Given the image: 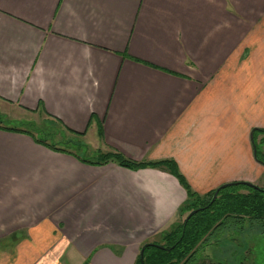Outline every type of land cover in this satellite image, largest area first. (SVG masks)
Wrapping results in <instances>:
<instances>
[{"label": "crops", "instance_id": "0c3cea01", "mask_svg": "<svg viewBox=\"0 0 264 264\" xmlns=\"http://www.w3.org/2000/svg\"><path fill=\"white\" fill-rule=\"evenodd\" d=\"M0 102L41 109L95 156L172 161L199 197L264 189L249 138L264 129V0H0ZM91 163L0 124V264H134L184 217L165 169Z\"/></svg>", "mask_w": 264, "mask_h": 264}, {"label": "trees", "instance_id": "16d2710c", "mask_svg": "<svg viewBox=\"0 0 264 264\" xmlns=\"http://www.w3.org/2000/svg\"><path fill=\"white\" fill-rule=\"evenodd\" d=\"M46 116L55 120L65 132L75 136L82 135L67 129L58 119L48 114ZM23 132L29 135L37 144L53 151L66 152L50 146L47 141L34 137L28 131ZM250 133L254 160L264 166V129H251ZM258 136H261V138L257 139ZM96 159L91 164L102 165L112 162L128 170L147 167L165 169L185 191L186 203L180 208L181 214H184L185 211L189 212L201 208V210H197L191 215L184 224L185 217L174 224L167 232L161 234L159 242L141 245V247L143 246L142 252L139 255L138 251L134 264H192L197 257L196 254L202 237L217 236L226 226L241 228V223L245 219L251 220L257 225L259 224V227L264 228V189L262 188L257 187L260 190H256L247 186L244 182H233L227 187L219 188L215 199L209 203L215 189L205 196L199 197L190 190L172 161L135 163L125 159L114 150L107 154H100Z\"/></svg>", "mask_w": 264, "mask_h": 264}, {"label": "rangeland", "instance_id": "374dc122", "mask_svg": "<svg viewBox=\"0 0 264 264\" xmlns=\"http://www.w3.org/2000/svg\"><path fill=\"white\" fill-rule=\"evenodd\" d=\"M0 124L21 131H28L34 137L47 141L52 147H60L62 150L75 153L88 161L97 160L98 155L95 156L96 146L91 139L83 138V135L75 136L65 132L55 120L46 116L41 109L19 110L0 102ZM105 152L104 154H107L111 151L106 149ZM187 212L185 211L184 217ZM240 227L226 226L217 236L202 237L199 242L197 257L192 264H264V228L247 219L241 223ZM30 264L89 263L86 261H66L62 258L57 262L39 260Z\"/></svg>", "mask_w": 264, "mask_h": 264}, {"label": "water", "instance_id": "95a60500", "mask_svg": "<svg viewBox=\"0 0 264 264\" xmlns=\"http://www.w3.org/2000/svg\"><path fill=\"white\" fill-rule=\"evenodd\" d=\"M249 138H250V140H251V133H250V135H249ZM253 153H254V151L252 150V156H253ZM253 158H254V157H253ZM230 184H231V183L223 184V185H221L220 187L216 188V189L214 190V192L212 193V196H211V198H210L209 203H211V202L215 199V197H216V195H217V192H218L219 188L227 187V186H229ZM244 184H246V185L249 186V187H252L253 189L260 190V189L257 188L256 186L251 185V184H249V183H244ZM197 210H201V208H199V209H194V210H191L190 212H188L187 215H186L185 218H184L183 224L187 221V219H188L191 215H193L195 212H197ZM157 247L160 248L159 246H157ZM142 249H143V246H142V247L140 248V250H139V255L141 254Z\"/></svg>", "mask_w": 264, "mask_h": 264}]
</instances>
